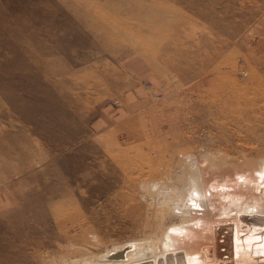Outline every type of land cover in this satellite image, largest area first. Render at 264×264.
I'll return each instance as SVG.
<instances>
[{
  "label": "rangeland",
  "instance_id": "obj_1",
  "mask_svg": "<svg viewBox=\"0 0 264 264\" xmlns=\"http://www.w3.org/2000/svg\"><path fill=\"white\" fill-rule=\"evenodd\" d=\"M250 148L264 0H0V264L152 238L176 221L142 183L221 179Z\"/></svg>",
  "mask_w": 264,
  "mask_h": 264
},
{
  "label": "bare ground",
  "instance_id": "obj_2",
  "mask_svg": "<svg viewBox=\"0 0 264 264\" xmlns=\"http://www.w3.org/2000/svg\"><path fill=\"white\" fill-rule=\"evenodd\" d=\"M246 152L221 179L200 182L189 166L175 173L174 183H142L159 195L168 186L170 198H161L155 218L176 221L154 237L103 251L96 244L70 246L56 264H264V151Z\"/></svg>",
  "mask_w": 264,
  "mask_h": 264
},
{
  "label": "built area",
  "instance_id": "obj_3",
  "mask_svg": "<svg viewBox=\"0 0 264 264\" xmlns=\"http://www.w3.org/2000/svg\"><path fill=\"white\" fill-rule=\"evenodd\" d=\"M162 87H163V86H159V88L156 89V93H155V95L152 96L153 99L158 100V99H160V98L162 97V94H163V92H164V89H163ZM142 90H143L144 93H146V94H150V93H151V92H150V90H151V85H150V84H144V85L142 86Z\"/></svg>",
  "mask_w": 264,
  "mask_h": 264
},
{
  "label": "water",
  "instance_id": "obj_4",
  "mask_svg": "<svg viewBox=\"0 0 264 264\" xmlns=\"http://www.w3.org/2000/svg\"><path fill=\"white\" fill-rule=\"evenodd\" d=\"M261 222L264 223V219H262Z\"/></svg>",
  "mask_w": 264,
  "mask_h": 264
}]
</instances>
